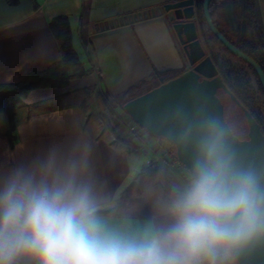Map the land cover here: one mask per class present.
<instances>
[{
  "label": "clouds",
  "instance_id": "9594fccd",
  "mask_svg": "<svg viewBox=\"0 0 264 264\" xmlns=\"http://www.w3.org/2000/svg\"><path fill=\"white\" fill-rule=\"evenodd\" d=\"M210 109L174 131L189 157L152 222L108 228L91 148L55 147L0 167V264H257L264 261V158L242 151Z\"/></svg>",
  "mask_w": 264,
  "mask_h": 264
},
{
  "label": "crops",
  "instance_id": "0c3cea01",
  "mask_svg": "<svg viewBox=\"0 0 264 264\" xmlns=\"http://www.w3.org/2000/svg\"><path fill=\"white\" fill-rule=\"evenodd\" d=\"M173 1L20 0L12 6L0 0V82L24 80L61 58L50 27L59 15L69 18L74 48L90 69L67 87L32 90L17 109L13 146L5 134L9 119L0 114V167L52 147L69 152L88 144L90 170L101 197L98 217L120 232L152 222L156 202L185 180L187 168L167 162L166 139L153 136L147 148L97 124L77 99L91 87L117 99L141 80L185 67L188 61L171 28L174 14L166 9ZM258 2L264 26V0ZM148 159H153L152 166L146 165Z\"/></svg>",
  "mask_w": 264,
  "mask_h": 264
},
{
  "label": "trees",
  "instance_id": "16d2710c",
  "mask_svg": "<svg viewBox=\"0 0 264 264\" xmlns=\"http://www.w3.org/2000/svg\"><path fill=\"white\" fill-rule=\"evenodd\" d=\"M6 1L12 6H16L20 3V0ZM194 1L199 37L206 51V55H209L215 62H218L221 73H223L225 81L227 82V88L235 96V99H233L229 95L230 101L234 107L240 110L243 119L246 120L241 122L240 118L237 116L236 120L238 122L236 125L240 129V132L244 130V133L241 132L243 134L242 136L236 133V136L242 140L250 138L249 130H247L249 126L247 113L260 126L264 136V88L257 72L247 62L235 55L240 59L243 65L248 66V68L252 70L256 78L255 86L250 82L251 73L245 71L243 65L241 66L232 62L227 55L224 54V51H227L234 56V54L230 52L209 29L203 13L204 0ZM223 1L224 0L211 1L210 12L213 21L234 45L254 58L264 70V26L260 18L258 0H234L238 14L242 19H245L250 29L249 35H243L241 32H238L235 34L234 38L230 37L221 29L220 18L223 16ZM37 6L38 4L35 3V7ZM50 27L58 41L61 58L44 70L32 71L24 80L17 82H0V114H5L9 119V128L5 134L12 146L16 142L15 117L17 109L32 90L38 88L67 87L73 79L85 77L90 73V69L84 66L74 48L69 18L66 15H59L51 20ZM225 63L227 66H225ZM149 80L150 79L141 80L117 97V100L121 101L123 109L126 101L148 90L146 84ZM229 126L233 128L234 125L229 122ZM167 141L176 152L175 144L172 141Z\"/></svg>",
  "mask_w": 264,
  "mask_h": 264
},
{
  "label": "water",
  "instance_id": "95a60500",
  "mask_svg": "<svg viewBox=\"0 0 264 264\" xmlns=\"http://www.w3.org/2000/svg\"><path fill=\"white\" fill-rule=\"evenodd\" d=\"M212 0L203 1V13L212 33L237 57L247 62L257 72L264 88V70L259 63L234 45L216 26L213 21L210 4ZM166 9L174 14L173 26L181 44H185V51L193 69L185 71L160 86L150 88L145 92L129 99L124 103L125 111L131 118L148 133L172 141L176 147V154L183 165L188 169L189 157L177 144L174 136L175 129L181 122V117L192 118L196 110L201 107L210 109L221 121L230 128L225 119V109L218 89H224L235 99L226 85L218 76V70L199 38L196 22L194 0H176L166 5ZM201 76L204 79H201ZM164 80V77L161 78ZM248 115V121L260 135V143H254L249 132V139L242 140L235 137V143L247 153L264 158V136L260 126ZM264 264V261L257 262Z\"/></svg>",
  "mask_w": 264,
  "mask_h": 264
},
{
  "label": "rangeland",
  "instance_id": "374dc122",
  "mask_svg": "<svg viewBox=\"0 0 264 264\" xmlns=\"http://www.w3.org/2000/svg\"><path fill=\"white\" fill-rule=\"evenodd\" d=\"M222 15L223 20L221 22V29L225 31L226 34H228L230 37H235V34L238 32H241L243 35H249L250 29L248 28V25L245 21V19H242L240 15L238 14L236 3L234 0H224L222 5ZM173 34H175V37L178 41V44L180 45L178 36L176 34V30L174 26H171ZM224 54L227 55V57L232 61L239 65H243V63L238 59L235 55L233 56L227 51H224ZM243 68L245 71L250 72V82L252 85L256 86V78L254 74L252 73V70L248 68V66L243 65ZM225 90H220L218 92V96L221 98L222 103L224 105V111L226 112V121L234 125L235 131L237 134L242 136L244 133V130L240 132V129L238 128L237 124V116L240 118V121L243 122L245 119H243V115L241 114L240 110L237 107H234L232 102L230 101V97ZM78 102L83 103V106H85L86 110H89V113L91 116L94 117L97 124H100L101 126L109 129L116 130L119 135H123L126 137L130 136V139H132L135 142L142 143L147 148L150 146L148 144L149 138L153 137L154 135L147 132L146 129H144L145 134L147 135L146 138H143L142 140L134 139L130 132L127 130V127L125 126L124 121L132 119L131 116L123 109V106L121 104V101H118L117 99H110L107 93L102 88H95L91 87L86 89L85 91L78 94ZM239 121V122H240ZM246 121V120H245ZM246 124V123H245ZM236 125V126H235ZM247 130H249L253 142L254 143H260V135L257 132V130H254L253 127L251 129V126L247 127ZM159 137V136H154ZM163 138V137H159ZM165 139V138H164ZM148 140V141H147ZM168 144H170L167 141ZM170 153H167V162L169 163L171 161V158L174 156H177L174 148L170 144ZM151 163H146L147 166H152L153 159H150ZM185 167V166H183ZM151 168V167H150ZM188 170V169H187ZM186 178V176L184 177Z\"/></svg>",
  "mask_w": 264,
  "mask_h": 264
},
{
  "label": "flooded vegetation",
  "instance_id": "af4514ba",
  "mask_svg": "<svg viewBox=\"0 0 264 264\" xmlns=\"http://www.w3.org/2000/svg\"><path fill=\"white\" fill-rule=\"evenodd\" d=\"M199 38H200V37H199ZM179 42H180V41H179ZM180 46H181L183 52L185 53L186 60L188 61L187 64L185 65V67L182 68V69H180V70H177V69L175 70V69H174V70L168 71V72L163 73V74H161V73H157V74H155L153 77L150 78V80H149L148 83L146 84V87H147L148 89L153 88V87L160 86L161 84L167 82L168 80H170V79H172V78H174V77L179 76L180 74L184 73L185 71H188V70H190V69H193V67L195 66V64L192 65V66L190 65V62H189L188 57H187V55H186V51H185V49H184L185 44L183 45V44L180 43ZM212 60H213V59H212ZM213 62L215 63V65H216V67H217V70H218V76H220L221 80L223 81V83H224V84L226 85V87H227V82L225 81V77L223 76V73H221V70H220V68H219V66H218V62H215L214 60H213ZM225 66H227L226 63H225ZM162 77H164V80H161ZM201 79H204V77L201 76ZM220 90L223 91L224 89L219 88V89H218V92H219ZM228 90H229V89H228ZM228 95H229V94H228ZM225 117H226V115H225Z\"/></svg>",
  "mask_w": 264,
  "mask_h": 264
},
{
  "label": "built area",
  "instance_id": "2783aa9c",
  "mask_svg": "<svg viewBox=\"0 0 264 264\" xmlns=\"http://www.w3.org/2000/svg\"><path fill=\"white\" fill-rule=\"evenodd\" d=\"M124 123H125V126L127 127V130L130 132L131 136L134 139L142 140L143 138L147 137L144 129L133 119L125 120ZM146 163L148 164L151 163V160L148 159ZM169 164H176L179 166H184L177 156L172 157Z\"/></svg>",
  "mask_w": 264,
  "mask_h": 264
}]
</instances>
